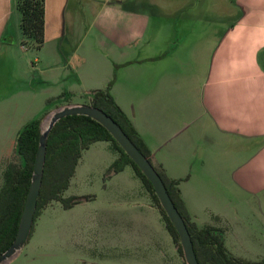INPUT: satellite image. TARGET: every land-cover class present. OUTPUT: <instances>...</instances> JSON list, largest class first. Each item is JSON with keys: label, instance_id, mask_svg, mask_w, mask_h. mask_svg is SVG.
Wrapping results in <instances>:
<instances>
[{"label": "crops", "instance_id": "crops-1", "mask_svg": "<svg viewBox=\"0 0 264 264\" xmlns=\"http://www.w3.org/2000/svg\"><path fill=\"white\" fill-rule=\"evenodd\" d=\"M14 3L0 0V85L28 80ZM124 5L130 11L121 10ZM161 14L173 22L163 40L168 54L155 59L159 50H143L151 43L141 41L142 32ZM91 25L106 67L148 65L144 103L165 118V128L157 137L138 118L132 125L151 163L179 182L227 181L230 197L256 211L264 229V0H43V44L33 60L52 69L64 41L72 46ZM178 31L183 37L169 48ZM87 60L73 52L66 64L81 67ZM184 196L181 189L191 220L209 224L191 215Z\"/></svg>", "mask_w": 264, "mask_h": 264}, {"label": "rangeland", "instance_id": "rangeland-1", "mask_svg": "<svg viewBox=\"0 0 264 264\" xmlns=\"http://www.w3.org/2000/svg\"><path fill=\"white\" fill-rule=\"evenodd\" d=\"M121 10L130 11V6L124 5ZM184 14L180 12L179 21L185 18ZM154 18L158 19L156 22L152 19L145 27L141 41L151 43L143 49L146 53L159 50L155 58L158 59L168 54L167 42L164 45L163 40L170 36L173 19L163 14ZM180 31L174 34L169 48L183 37ZM100 42L95 26H89L86 37L72 46L64 41L57 49V61L48 70L42 68L43 63L33 60L40 51L27 48L28 80L22 83L5 80L0 85V181L4 166L18 161L14 153L15 138L29 120L41 118L44 111L64 104H89L93 90L108 85L114 103L131 125L138 118L157 137L163 133L165 118L156 116L155 108H148L144 103L148 96V65L131 67L134 61H130V65L106 67L100 56L103 50ZM73 52L86 55L88 60L84 66L66 64ZM146 55L141 51L140 56ZM163 79L161 76L159 83ZM116 156L111 143L104 140L92 142L82 150L61 196L88 198L66 208L56 201L42 207L31 224L24 246L0 264H185L132 167L124 164L118 171L111 169ZM221 181L177 180L176 187L179 198L181 189L184 191L191 215L220 230L222 245L231 256L249 262L264 261L260 216L256 211L248 213L241 200L230 197L228 182ZM235 202L239 203L236 207Z\"/></svg>", "mask_w": 264, "mask_h": 264}, {"label": "trees", "instance_id": "trees-1", "mask_svg": "<svg viewBox=\"0 0 264 264\" xmlns=\"http://www.w3.org/2000/svg\"><path fill=\"white\" fill-rule=\"evenodd\" d=\"M14 7L19 13L20 43L26 48L39 49L43 44V0H15ZM50 101L47 100V104ZM89 104L111 117L157 172L173 205L185 223L198 264H264V261L249 262L231 256L222 245V235L219 229L208 224L198 226L191 220L179 198L177 180L168 179L159 166L151 163L150 152L125 114L114 103L109 93V85L104 89L93 90ZM46 112L44 111V114ZM40 119L29 120L17 133L14 153L18 161L16 164L8 162L1 171L0 253L7 248L16 232L29 184ZM101 140L109 141L117 154L111 164L114 172L120 170L124 164H129L135 175L139 177L153 205L158 210L178 254L181 255L177 234L159 206L148 180L110 134L98 122L84 115H67L58 119L47 134L41 182L32 222L39 210L53 201L59 202L62 207L66 208L88 198L87 196L63 198L61 193L68 185L81 151L92 142Z\"/></svg>", "mask_w": 264, "mask_h": 264}, {"label": "water", "instance_id": "water-1", "mask_svg": "<svg viewBox=\"0 0 264 264\" xmlns=\"http://www.w3.org/2000/svg\"><path fill=\"white\" fill-rule=\"evenodd\" d=\"M67 115L88 116L98 122L110 134L113 140L150 183L159 206L177 234L185 264H198L185 223L173 205L157 172L147 158L132 144L117 123L103 111L91 104H64L49 110L40 120L37 146L31 166L29 184L17 223L16 232L7 248L0 253V263L15 255L23 247L28 238L36 197L41 182L47 134L58 119ZM45 117L46 120H44ZM43 121L45 122L43 123Z\"/></svg>", "mask_w": 264, "mask_h": 264}]
</instances>
